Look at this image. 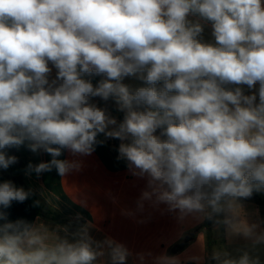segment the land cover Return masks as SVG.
Wrapping results in <instances>:
<instances>
[{"label": "clouds", "instance_id": "9594fccd", "mask_svg": "<svg viewBox=\"0 0 264 264\" xmlns=\"http://www.w3.org/2000/svg\"><path fill=\"white\" fill-rule=\"evenodd\" d=\"M190 13L213 22L219 47L196 39L203 29ZM49 61L58 70L51 84ZM93 73L106 79L94 87L82 78ZM138 73L149 86L131 92L121 81ZM257 82L259 103L222 87ZM93 97L113 98L123 121ZM100 134L122 141L118 159L148 178L140 211L150 201L211 219L264 190V0H0V150L27 141L52 157L28 169L63 177L77 164L57 159L62 150L90 155ZM16 162L0 151V168ZM31 195L0 183V264H93L105 244L112 264H125L123 245L93 248L88 224L70 242L39 217L8 221L2 209ZM221 264L260 262L244 253Z\"/></svg>", "mask_w": 264, "mask_h": 264}, {"label": "crops", "instance_id": "0c3cea01", "mask_svg": "<svg viewBox=\"0 0 264 264\" xmlns=\"http://www.w3.org/2000/svg\"><path fill=\"white\" fill-rule=\"evenodd\" d=\"M187 20L190 24L199 23L202 26L203 31L196 37L200 43L219 47L213 35L212 21L196 13H190ZM48 65L51 69L48 74L51 84L57 75L52 79L55 67L50 61ZM139 75L141 73L124 77L121 82L131 92L148 87L145 80L138 78ZM142 75H146V70ZM87 79L94 87L100 83L98 78ZM104 79L105 76L102 80ZM59 83L61 81H57L56 86ZM163 83L158 82L156 88L162 89ZM222 87L228 90L240 87L244 95L256 94V103H259V82L251 89L244 84H224ZM90 102L107 109L118 123L123 121L125 113L118 110L113 98L105 101L96 97ZM156 134L159 135L158 130ZM97 139L103 143H98L90 155L62 150V155L57 159L77 164L76 168L63 177L55 168L39 175L28 169L29 164L38 165L51 161V155L43 149L33 152L28 148L27 141L19 147H6L0 151L5 152L6 156H15L17 162L6 170L0 168V177L17 187L37 193L66 219L83 220L82 226L90 225L88 232L93 248L97 247L98 242L102 244L105 240L123 245L129 253L125 264H210L205 234L197 231L206 216L198 213L181 216L178 210L169 211L167 205L154 206L150 201H144L143 210H138L137 202L142 193L148 190V178L133 175L127 160L118 159L119 155L113 154V149L118 151L122 141L118 139L115 144L114 138L106 139L103 134L98 135ZM236 207L235 213L224 211V243L217 251L220 253V260L215 259L214 264H221L224 259L238 260L244 253H248L252 259L258 258L260 264H264V242H257L259 237L264 236L262 205L260 202L237 200ZM39 223L70 242L78 238L73 234L82 227L71 231L68 226L42 216L39 217ZM245 226L251 230L248 235L243 231ZM64 227L68 228L67 232L63 231ZM182 241H187V245L177 254L169 255V249ZM97 250L103 251L104 255L99 256L93 264H112L110 249L106 244Z\"/></svg>", "mask_w": 264, "mask_h": 264}, {"label": "trees", "instance_id": "16d2710c", "mask_svg": "<svg viewBox=\"0 0 264 264\" xmlns=\"http://www.w3.org/2000/svg\"><path fill=\"white\" fill-rule=\"evenodd\" d=\"M86 77H94L98 78L102 81L104 74H84ZM158 134H160V130L158 129ZM116 140L114 138L115 144ZM113 154L115 156L119 155V152L116 149H113ZM8 181L3 177H0V183ZM16 186V185H15ZM17 187V186H16ZM19 188V187H18ZM28 191V190H25ZM264 191V190H262ZM32 195L23 203L13 201L11 206L8 209H2L8 213V221L15 222L18 219H23L29 223H35L37 217H44L49 221L63 224L69 227L71 231H76L83 224V220H71L66 219L58 210L54 209L50 205H48L37 193L32 192ZM258 192L254 191L252 196L249 198H239L238 200L241 202H256ZM39 201L38 206H34V203ZM4 223V221H0V224ZM73 226V227H72ZM197 231H202L205 234L207 250L209 253L210 264H214L213 255L216 253L222 244L224 243V211L214 214L211 219H205L204 223L201 227L197 229ZM193 234H191L192 236ZM187 245V241H182L181 243L175 245L171 249H169V255H175L179 251H181ZM193 264V263H187Z\"/></svg>", "mask_w": 264, "mask_h": 264}, {"label": "rangeland", "instance_id": "374dc122", "mask_svg": "<svg viewBox=\"0 0 264 264\" xmlns=\"http://www.w3.org/2000/svg\"><path fill=\"white\" fill-rule=\"evenodd\" d=\"M48 67L50 68L49 65H48ZM54 70H55V73H56V74L54 73L53 75H51L52 79L55 78V76L57 75V71H58L56 68H54ZM82 78L85 79V80H88L87 77H86V75H84V74H83ZM95 98H96V97H93V98H91V99H95ZM257 200L261 203L262 208H263V212H264V191H259V192H258ZM263 256H264V255H263Z\"/></svg>", "mask_w": 264, "mask_h": 264}, {"label": "water", "instance_id": "95a60500", "mask_svg": "<svg viewBox=\"0 0 264 264\" xmlns=\"http://www.w3.org/2000/svg\"><path fill=\"white\" fill-rule=\"evenodd\" d=\"M189 239V238H188Z\"/></svg>", "mask_w": 264, "mask_h": 264}]
</instances>
